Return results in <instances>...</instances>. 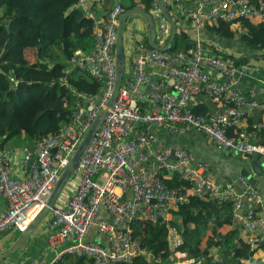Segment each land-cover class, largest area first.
<instances>
[{
	"label": "built area",
	"instance_id": "2783aa9c",
	"mask_svg": "<svg viewBox=\"0 0 264 264\" xmlns=\"http://www.w3.org/2000/svg\"><path fill=\"white\" fill-rule=\"evenodd\" d=\"M90 1L79 0L76 7L94 22L96 49L92 54L77 52L70 63L73 68L86 69L101 84V93L78 94L72 125L38 141L33 151L26 147L0 149V199L7 205L0 212V236L11 230L25 232L43 212L83 138L114 93L117 34L120 18L127 10L117 4L106 18L97 20L90 12ZM171 7L175 21L189 19L191 28L179 27V34L195 32L197 35L191 38L194 46L188 52L172 53L154 49L145 36L137 41L132 78L122 85L46 219L52 249L73 242L65 252L88 258L93 264H132L135 258L147 256L134 227L139 223L144 227L167 223L170 209L189 201L188 193L164 183L162 172L179 174L189 183L192 195L200 199L232 201L240 211L244 203L248 204L240 217L242 235L251 234L253 244L264 239L263 198L245 177L240 178L243 192L234 185L220 186L208 164L193 162L192 152L165 147L155 138V131L161 129L173 133L196 131L221 150L243 158L258 154L264 159V145L252 142L264 134V100L246 99L238 89L247 65L238 66L234 55L223 56L211 45L204 46L199 36L206 25L220 21L231 24L237 34L246 33L242 19L257 17L264 23V0H173ZM150 14L157 29L156 43L168 46L171 27L159 0H153ZM128 30L130 37H137L136 30ZM151 69L159 78H153ZM67 81V77L60 80L62 84ZM144 88L150 89V99L160 108H144ZM200 95L212 99L219 105L218 110L195 113L192 103ZM253 114L261 118L246 124ZM18 152L22 157L16 169L13 160ZM151 161L155 163L154 171L148 168ZM254 208L259 210L255 213ZM93 230L101 235L103 243L90 239ZM168 242L174 251L182 244V237L169 228ZM171 260L173 264L204 263L203 258L188 259L181 252L174 253Z\"/></svg>",
	"mask_w": 264,
	"mask_h": 264
},
{
	"label": "trees",
	"instance_id": "16d2710c",
	"mask_svg": "<svg viewBox=\"0 0 264 264\" xmlns=\"http://www.w3.org/2000/svg\"><path fill=\"white\" fill-rule=\"evenodd\" d=\"M78 2L0 0V149L14 146L33 151L38 141L72 125L78 94L99 96L101 93V84L88 74L87 78L81 75L85 69L73 68L70 63L77 52L92 54L96 49L94 22L76 7ZM152 3L153 0H141L140 5L150 13ZM121 5L126 10L137 6L134 2ZM169 10L172 13L171 6ZM257 20V17L241 20L246 29L242 38L231 24L223 21L206 25L205 29L224 40L238 39L264 59V23ZM190 41L185 33L178 34L169 51H184ZM26 49H30L29 56ZM31 55L35 56L34 60L30 59ZM249 61V57L236 60L238 66ZM65 77L68 81L62 84L60 80ZM127 81L125 76L123 85ZM194 112L201 113L195 109ZM254 140L264 144V134ZM162 178L170 188L188 193L189 201L173 206L167 223L145 227L139 223L134 227L147 256L161 264H172L171 257L177 252L186 254L188 259L203 258V264H264V239L253 244L251 234L242 235L244 226L240 217L248 204L244 203L240 211L232 201L203 200L192 195L189 183L179 174L162 172ZM258 210L254 208L255 213ZM168 226L182 237V244L174 251L167 240ZM147 256L135 258L132 264H150ZM54 264L93 263L85 257L63 254Z\"/></svg>",
	"mask_w": 264,
	"mask_h": 264
},
{
	"label": "crops",
	"instance_id": "0c3cea01",
	"mask_svg": "<svg viewBox=\"0 0 264 264\" xmlns=\"http://www.w3.org/2000/svg\"><path fill=\"white\" fill-rule=\"evenodd\" d=\"M165 1L169 7L170 5L172 6L173 0ZM118 2L119 4L123 5H130L134 2L137 4V6L142 8V6L140 5L141 0H118ZM115 4L116 0H92L89 2V8L94 18H96L97 20H103L112 10ZM173 18L177 19L176 15H173ZM257 19L258 22H261L259 18ZM176 21L178 24V28L180 27V29L183 28L189 30L191 28L190 21L187 18H184L182 21ZM129 28L137 31V37H130V30H128ZM244 34L245 33L239 35L243 37ZM149 35V25L147 20L144 17L137 15L131 17L126 25L125 33V76H127V80L132 78L135 45L137 44V41L141 39V36H145L144 39L149 42ZM196 35L197 34L193 31L186 34V36H188L190 40ZM199 36L202 39L201 41L204 46L211 45L215 49V51L219 53L234 55L237 58L249 57V63L245 64L247 65L248 70L244 72V74L240 75L241 79L238 84V89L246 99L264 100V59L261 57L260 53L252 52L245 45L240 44L238 39L228 41L215 37L209 31H207L205 27L199 32ZM170 37L171 32H169V36L166 42L167 45L169 43ZM190 43H194V40H191ZM152 71L153 70L151 69L150 74H152L153 78H159V76ZM80 74L85 76L86 78L89 75H87V72L84 70L81 71ZM144 93V108L146 110H152L156 107L160 108L159 106H155L150 99L149 88H144ZM192 107L195 110L201 111V113L212 114L218 110L219 105L207 96L200 95L195 97L192 103ZM260 118L261 115L253 114L246 121V124L256 122ZM155 138L160 144L165 147L171 146L176 149H183L192 152L194 156L193 162H203L208 164L212 178L218 185L223 187L234 185L239 189L243 188V185L240 182V178L244 177L242 174L243 165L240 160V156L232 152H226L225 150L219 149L211 141L207 140L203 134L196 131L173 133L169 132L168 130L161 129L155 131ZM252 142L254 144H263L261 141L259 142V140L254 139ZM19 148L20 147L9 146L7 150ZM21 157V153L18 152L13 160L16 169H19ZM149 164H151L148 166L149 170L154 171L156 169V167L154 166L155 163L153 164V162L151 161ZM246 179L248 180L250 185L256 187V189L260 192L264 199V176L260 181H257L255 183L254 181L251 182L248 178ZM6 208L7 205L3 200L0 199V212L6 210ZM170 218L171 216L169 217V220ZM46 219L36 230L35 234L30 237L24 248L17 255L7 260L0 261V264H20L22 262L32 264H54L56 260H58L64 253H66L65 250L72 246L74 243L67 242L58 249L50 248L48 245V232L45 228L47 223ZM237 223L239 225L238 221ZM17 234L18 232L11 230L0 236V254L14 246V244L17 242ZM90 239L95 240L99 243H103V238L98 234L96 230L92 231ZM147 258L150 264H161L159 261L155 262V259L151 255H148Z\"/></svg>",
	"mask_w": 264,
	"mask_h": 264
},
{
	"label": "water",
	"instance_id": "95a60500",
	"mask_svg": "<svg viewBox=\"0 0 264 264\" xmlns=\"http://www.w3.org/2000/svg\"><path fill=\"white\" fill-rule=\"evenodd\" d=\"M237 1V0H233ZM160 6L162 9V13L165 16L166 20L170 24L171 27V37L168 43V46L166 47H160L156 43L157 39V29L154 22V19L152 15L148 12H146L143 8L136 6L132 9H129L125 12L124 15L120 18L119 23V29L117 34V46H116V57L118 62V76L116 80V85L114 89V93L112 97L110 98L106 108H104L99 117L96 119L92 127L89 129L87 134L85 135L84 139L82 140L78 150L74 154L73 158L71 159L68 167L63 172L60 181L55 188L48 205L43 210V212L36 218V220L31 224L28 230H26L24 233L21 234V236L18 238L17 242L14 244L12 248L9 250L3 252L0 254V261L7 260L15 255H17L25 246V244L29 241L30 237L35 234L36 230L41 226V224L44 222V220L50 215V212L54 205L56 204L58 198L62 194L63 190L67 186V184L70 181L71 176L75 174V170L77 168L78 163L82 159L90 141L92 140L95 133L99 130L101 125L106 119V116L108 114L109 109L114 105L116 102L119 91L123 85L125 72H126V55H125V33H126V25L128 20L137 15L144 17L149 25V45L153 47L154 49L160 50V51H169L172 48L173 42L176 38V36L179 34V28L174 20L170 10L169 6L166 4L165 0H159ZM119 4L118 1H116L117 5ZM242 37V36H241ZM193 44L186 43V49L185 51L188 52L193 48ZM1 141V140H0ZM53 153L57 152V149L52 150ZM226 152H232V151H226ZM233 153V152H232ZM240 160L243 165L242 174L244 177L248 178L251 182L254 181H260L261 178L264 176V159L258 155L255 154L253 156H246L245 158L240 157Z\"/></svg>",
	"mask_w": 264,
	"mask_h": 264
},
{
	"label": "rangeland",
	"instance_id": "374dc122",
	"mask_svg": "<svg viewBox=\"0 0 264 264\" xmlns=\"http://www.w3.org/2000/svg\"><path fill=\"white\" fill-rule=\"evenodd\" d=\"M29 52H30V49H26L25 50V53H26V55L27 56H29ZM33 52V51H32ZM34 53V52H33ZM31 60H34V58H33V55H31V58H30ZM71 66H72V64H71ZM73 67V66H72ZM81 69V68H80ZM85 71L87 72V74H89L88 73V71L85 69ZM46 228V227H45ZM29 229V228H28ZM46 231H47V229H46ZM24 233V232H23ZM21 236V234H17V238H19ZM164 239H167V237L166 236H162ZM168 240V239H167ZM7 251V250H6ZM65 254H67V253H65Z\"/></svg>",
	"mask_w": 264,
	"mask_h": 264
},
{
	"label": "clouds",
	"instance_id": "9594fccd",
	"mask_svg": "<svg viewBox=\"0 0 264 264\" xmlns=\"http://www.w3.org/2000/svg\"><path fill=\"white\" fill-rule=\"evenodd\" d=\"M84 139V138H83Z\"/></svg>",
	"mask_w": 264,
	"mask_h": 264
}]
</instances>
